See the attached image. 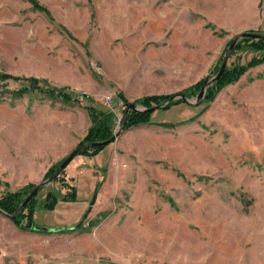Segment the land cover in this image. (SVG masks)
Wrapping results in <instances>:
<instances>
[{"label":"rangeland","instance_id":"374dc122","mask_svg":"<svg viewBox=\"0 0 264 264\" xmlns=\"http://www.w3.org/2000/svg\"><path fill=\"white\" fill-rule=\"evenodd\" d=\"M36 2L0 0V72L92 96L115 111L113 134L120 95L180 93L219 70L229 40L264 33V0ZM262 57L245 42L226 67ZM22 85L0 80V198L46 178L91 125L83 101L16 93ZM90 152L38 191V201L62 184L78 191L38 212L53 240L97 264H264V61L211 100L159 106Z\"/></svg>","mask_w":264,"mask_h":264},{"label":"trees","instance_id":"16d2710c","mask_svg":"<svg viewBox=\"0 0 264 264\" xmlns=\"http://www.w3.org/2000/svg\"><path fill=\"white\" fill-rule=\"evenodd\" d=\"M37 5L36 0H30ZM233 39L229 40L230 43ZM249 43L252 47L260 49L264 48V40L263 39H251V38H242L237 41L234 47V51L241 47L242 43ZM264 61V57L262 58H253L246 65H234L233 67H226L223 73L211 84L207 87L205 101H209L213 98L215 92L223 87L225 84L237 80L240 75L250 66H254L260 62ZM19 79L25 81V85H22L18 89L14 90L18 94H22L23 92L29 89H35L44 94H47L50 97H58L59 99L66 102H76L80 103L84 102V107L88 112V115L91 119V125L88 127L86 134L82 138L79 144L84 143L86 141H94V140H104L108 139L113 135V131L111 129V123L115 115V111L111 107L103 108L99 105V103L90 95L82 93L80 98L77 97L73 92L67 91L65 88H55L46 83L45 80L35 78V77H20L14 76L6 73L0 72V80L4 79ZM204 79V78H203ZM203 79L195 82L193 85L183 89L181 92L186 95H190L195 90L200 89ZM172 94H152L145 95L140 98L133 100L134 103L140 104L144 107L143 110H129L125 121H124V129L129 128L131 126L151 123V113L148 108L152 105L160 104L164 109L169 108L171 105L179 103L182 98H176L165 102ZM119 100L123 105L122 112L124 113L125 108L130 104L128 100L124 99L122 95H120ZM162 125L170 126V123H162ZM107 145V144H106ZM106 145H98V146H88L86 148L81 149L77 154H88L90 151L91 154H97L101 149H103ZM76 154V155H77ZM62 160L58 161L55 165H52L48 168L45 173V177H48L57 165ZM61 173V172H60ZM59 173V174H60ZM59 179V175L55 178ZM33 184H28L26 187H23L20 190L6 192L0 198V209L5 213L12 214L15 212L19 204L22 202L28 190L33 188ZM62 187L66 188V192L64 194H58L53 190H48L45 194V197L38 201L37 196L38 192L26 203V205L16 213V216L13 218V221L20 227L33 230L36 226L33 220V213L36 207H42L47 210H52L59 201H75L77 200L76 189L73 185L62 184ZM94 196V194H93ZM92 196L90 200V205L93 203L94 197ZM90 207V206H89ZM89 207H87L85 213H87ZM84 213V215H85Z\"/></svg>","mask_w":264,"mask_h":264},{"label":"crops","instance_id":"0c3cea01","mask_svg":"<svg viewBox=\"0 0 264 264\" xmlns=\"http://www.w3.org/2000/svg\"><path fill=\"white\" fill-rule=\"evenodd\" d=\"M64 148L63 152H66L68 147L65 146ZM78 157L80 156L76 155L71 163L77 165L80 162H85L87 158L85 156L83 158ZM69 176L71 178L76 177L72 173ZM77 196L79 197L78 191ZM59 203L62 202L59 201ZM41 209L40 206L36 207L33 213V220L37 226H41L38 225V212ZM45 222L42 221L41 223L43 227L52 226L50 225L51 222ZM55 223L61 224L59 221ZM74 248L75 245L73 247L67 246L53 240L52 233L48 231L22 228L13 219L0 212V264H97V262L94 263V260H88L83 256L81 245L77 244L76 251H74Z\"/></svg>","mask_w":264,"mask_h":264},{"label":"water","instance_id":"95a60500","mask_svg":"<svg viewBox=\"0 0 264 264\" xmlns=\"http://www.w3.org/2000/svg\"><path fill=\"white\" fill-rule=\"evenodd\" d=\"M242 38H251V39H263L264 40V33H260V32H252V31H245L242 32L238 35H236L233 40L230 42V44L227 46V49L223 55V59L221 62V65L219 67V70L212 76H208L206 78H204L203 82H202V86L200 88V90L198 91V93L195 95V99L194 100H190L189 98H187L186 94L183 92L180 93H176V94H172L165 102L172 100V99H176V98H182L183 101L193 104V105H198L200 104L205 96V91L206 88L211 85L225 70L226 65H227V60L233 50V48L235 47V44L237 43L238 40L242 39ZM160 104L151 106L148 108L149 111H153L154 109H156L157 107H159ZM130 109H137L134 103H130L127 108L125 109L124 113H123V119L121 122V126H120V130L116 133H114L110 138L108 139H104V140H94V141H87L84 143L79 144L78 146H76L73 150H71L69 152V154L57 165V167L54 169V171L46 178L42 179L41 181H39L31 190L30 192L25 196V198L22 200V202L19 204V206L17 207V209L15 210L14 213L12 214H8L5 213L3 210L0 209V212H2L3 214H5L6 216H8L9 218L13 219L16 216V213L19 212L25 205L26 203L45 185H48L51 181H53L58 175L59 173L68 165V163L74 158V156L83 148H86L88 146H98V145H106L108 143H110L111 141H113L114 139H116L117 135L121 132V130H123L124 127V121L126 118V115L128 113V111ZM34 230H39V231H52L54 230V228H49V227H43V226H35Z\"/></svg>","mask_w":264,"mask_h":264}]
</instances>
